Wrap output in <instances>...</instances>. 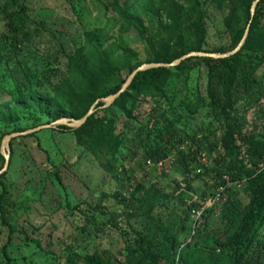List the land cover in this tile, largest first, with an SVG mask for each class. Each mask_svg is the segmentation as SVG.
<instances>
[{
  "label": "rangeland",
  "instance_id": "374dc122",
  "mask_svg": "<svg viewBox=\"0 0 264 264\" xmlns=\"http://www.w3.org/2000/svg\"><path fill=\"white\" fill-rule=\"evenodd\" d=\"M113 1L0 0V170L5 164L1 153L5 134L48 124L60 109L50 100L53 85L66 76L68 55L83 45L84 32L102 27L109 42L118 41ZM118 1L142 19L148 33L167 17L159 0ZM201 2L206 24L203 48L230 51L232 34L224 24L227 1L221 7L217 0ZM124 40L136 53L133 60L151 57L145 39L134 30L124 34ZM263 70L258 76L264 82ZM126 75L124 70L122 76ZM206 81L203 67L182 78L172 77L167 97L140 96L132 119L110 107L107 114L122 134L116 156L106 151L94 154L86 136L62 132L59 126L13 138L2 178L8 194L4 219L0 212V264H7V256L10 264H84L85 256L98 250H110L123 259L125 245L134 238L125 213L131 211L128 205L139 203L138 185L144 188L140 196L145 201L161 199L169 208L178 196L189 204L202 202L200 194L215 186L205 169L213 164L223 136L219 121L223 115L208 105ZM33 91L45 95L41 102L31 97ZM240 97L233 110L244 130L264 132L263 94L257 90ZM157 113L175 124L182 140L178 147L161 137L163 122L157 126L162 129L160 137L159 130H151L150 119ZM166 149L171 151L168 155ZM159 159L164 162L161 167ZM171 193L174 197L165 198ZM232 194L242 197V187H235Z\"/></svg>",
  "mask_w": 264,
  "mask_h": 264
},
{
  "label": "trees",
  "instance_id": "16d2710c",
  "mask_svg": "<svg viewBox=\"0 0 264 264\" xmlns=\"http://www.w3.org/2000/svg\"><path fill=\"white\" fill-rule=\"evenodd\" d=\"M217 1L220 7L227 1L224 24L232 34V50L243 37L253 0ZM159 4L167 11V17L148 33L139 16L118 0L112 2L120 37L118 41L109 42L102 27L84 32L83 45L68 55L66 76L53 85L50 100L53 105H59L58 111H66L76 119L83 117L97 99L118 92L142 63H170L191 51L222 52L203 48L206 24L201 0H159ZM131 30L143 37L150 49L151 57L145 61L133 60L136 53L124 40V34ZM200 67L206 69L208 105L218 108L223 115L219 120L223 129L218 144L220 150L211 167L205 169V173L213 177L215 186L200 194L202 202L189 204L178 196L176 205L169 208L161 199L145 201L140 196L144 188L138 185L136 200L139 203L128 205L132 206L131 211L125 213L134 238L125 245L124 258L110 250H98L86 255L84 264H264V132L245 131L233 110L242 92L255 94L259 90L264 96V82L258 76V71L264 69V0L257 4L249 34L236 54L217 59L191 56L175 66L140 71L108 108L95 110L78 128L60 125L58 129L70 130L79 138L86 136L94 154L106 151L116 156L122 134L117 132L116 120L107 114L110 107H116L132 119L140 96L167 97L166 87L172 77L182 78ZM124 70L126 76H122ZM44 96L38 91L31 94L39 102ZM102 105L99 101L97 108ZM57 112L51 122L62 117ZM150 121L151 130H159V137L162 129L157 126L163 122L165 133L161 137H167L168 142L177 147L182 144L175 124L164 113L154 114ZM18 131L24 130L16 129ZM182 150L179 149L183 155ZM164 151L165 155L171 152ZM3 176L4 173L0 175V212L4 219L3 203L8 186ZM223 185L226 186L219 199L202 209L203 226H194L192 211L201 209L204 201L215 197L216 188ZM238 186L242 187V197L232 194ZM167 195L174 197L171 193L165 194V198L170 197ZM132 219L136 222L132 223ZM182 234L185 240H181ZM7 264H10L9 256Z\"/></svg>",
  "mask_w": 264,
  "mask_h": 264
},
{
  "label": "water",
  "instance_id": "95a60500",
  "mask_svg": "<svg viewBox=\"0 0 264 264\" xmlns=\"http://www.w3.org/2000/svg\"><path fill=\"white\" fill-rule=\"evenodd\" d=\"M260 1L261 0H253V2L251 4V8H250V20L246 26L243 37L240 40V42L237 44V46L235 48H233L232 50L227 51V52L191 51V52L184 54L182 57H180V58H178V59H176L170 63H162V62H160V63H157V62L142 63L140 66H138L136 69H134L131 72V74L128 76L126 81L122 84V87L120 88V90L118 92L111 94L107 97L97 99L92 104V106L90 107L88 112L83 117L76 119L73 117L62 116L59 119H57L56 121H53V122L48 123V124L39 125L35 128H30V129H27L24 131L11 132V133L6 134L2 140V145H1V153L3 154V156L5 158V164H4V167L0 170V175L3 174L7 170L8 163H9V157H10L9 145H10V142L13 138L18 137V136L27 135L29 133L41 130L43 128L57 127L60 125H66L70 128L80 127L81 125H83L86 122L88 117L95 112V110L97 109V104L99 103V101L103 102V105L101 107L110 106L116 100V98H118L123 92H125L127 90L128 86L130 85L133 78L135 77V75L138 72L147 70L149 68L159 67V66H167V67L175 66V65L179 64L181 60H184V59L191 57V56L211 57V58L217 59V58H226V57H229V56L234 55L237 52H239L241 50V48L243 47V45L246 41V38L249 34L250 25H251V22L254 18L255 12H256L257 4Z\"/></svg>",
  "mask_w": 264,
  "mask_h": 264
},
{
  "label": "built area",
  "instance_id": "2783aa9c",
  "mask_svg": "<svg viewBox=\"0 0 264 264\" xmlns=\"http://www.w3.org/2000/svg\"><path fill=\"white\" fill-rule=\"evenodd\" d=\"M200 158H202L203 161H205V157H204V154L201 153ZM157 164L161 167L164 165V162L162 160L158 161ZM225 179H227V177H225ZM225 186L226 185H223L222 187H220V189L218 190L217 194L215 197H213L212 200H210L207 204H204L201 209H194L192 211V218L194 220V226H197L199 225V222H200V219H201V213H202V209L207 207V206H211L212 204H214V202L216 200L219 199L220 195L223 193L224 189H225Z\"/></svg>",
  "mask_w": 264,
  "mask_h": 264
}]
</instances>
